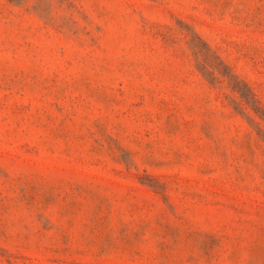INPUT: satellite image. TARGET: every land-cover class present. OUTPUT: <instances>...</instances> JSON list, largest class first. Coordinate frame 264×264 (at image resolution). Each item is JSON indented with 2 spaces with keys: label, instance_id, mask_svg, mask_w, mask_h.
<instances>
[{
  "label": "rangeland",
  "instance_id": "1",
  "mask_svg": "<svg viewBox=\"0 0 264 264\" xmlns=\"http://www.w3.org/2000/svg\"><path fill=\"white\" fill-rule=\"evenodd\" d=\"M0 264H264V0H0Z\"/></svg>",
  "mask_w": 264,
  "mask_h": 264
}]
</instances>
